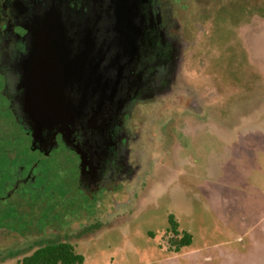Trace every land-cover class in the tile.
I'll use <instances>...</instances> for the list:
<instances>
[{
  "label": "rangeland",
  "instance_id": "rangeland-1",
  "mask_svg": "<svg viewBox=\"0 0 264 264\" xmlns=\"http://www.w3.org/2000/svg\"><path fill=\"white\" fill-rule=\"evenodd\" d=\"M164 1L172 7L166 27L171 35L181 33L177 7L184 0ZM164 1L157 5L159 15ZM259 1L222 7L210 27L195 25L196 39L183 24L187 20L181 22L186 55L170 90L137 112L141 123L133 149L141 169L124 193L118 189L84 204L93 196L74 189L76 171L71 157L64 160V149L48 158L32 153L29 139L0 113V153L16 155L17 164L37 160L36 186L49 172L73 194L61 200L60 189H37V195L9 199L13 218L0 219V264H16L41 238L69 242L82 264H264V0ZM210 70L224 76L217 92L210 83L192 87ZM197 77L203 79L190 80ZM169 217L191 236L178 252L169 250Z\"/></svg>",
  "mask_w": 264,
  "mask_h": 264
},
{
  "label": "flooded vegetation",
  "instance_id": "flooded-vegetation-1",
  "mask_svg": "<svg viewBox=\"0 0 264 264\" xmlns=\"http://www.w3.org/2000/svg\"><path fill=\"white\" fill-rule=\"evenodd\" d=\"M234 2L250 3L249 5L260 3L259 0H184L183 8L177 7L179 23L176 25L181 33L171 35V30L165 25V18L170 21L172 7L164 1L165 10L161 9L159 15L156 11L159 0H154L151 10L153 17L146 18L142 41L138 40L133 56L132 53L129 56L120 53V60L111 61L106 69L103 81L108 78L115 83L114 73L123 67L113 97H110L115 87L113 82L108 81L106 88H101L104 84L98 85L90 93L89 100L84 98L81 87H78L76 93L79 98L74 100L72 112L58 124L62 129L61 134L56 136L58 144L48 155L39 150L30 151L48 158L57 148L64 149L67 158L64 160L69 161L71 157L76 171L74 189L86 191L87 195L93 196L92 199H84V204L92 205L97 196L110 195L118 189L121 193L132 189L141 169L133 149L141 123L137 112L156 104L163 96L162 93L166 89L170 90L176 78L179 62L184 61L189 45L181 22L187 20L183 24L191 27L192 32L195 25L199 29L210 27L215 19L214 14ZM51 6L52 0H0V113L8 117L12 130L19 129L24 133L29 139V147L32 138L27 134L29 127L22 115L17 87L22 77L23 59L31 51L27 33H42V27H47L46 20ZM211 16L213 19H210ZM192 21L195 22L194 25L190 24ZM193 35L196 39L195 31ZM208 73L206 79H190L201 78V84L194 82L195 85L192 86L190 80L187 83L196 89L210 83L217 92L219 85L224 84V76H219L212 70ZM13 138L14 135L11 134L7 140ZM0 142L2 143L1 140ZM38 167L37 160L26 165L18 163L17 167L0 175V212L7 207L12 208L8 203L9 199L15 196L31 197L37 189H60L61 200L73 195L64 186L58 185L49 172L47 179L36 186L37 179L41 176ZM5 176H8L7 179ZM54 200L58 201L57 197L54 196Z\"/></svg>",
  "mask_w": 264,
  "mask_h": 264
},
{
  "label": "water",
  "instance_id": "water-1",
  "mask_svg": "<svg viewBox=\"0 0 264 264\" xmlns=\"http://www.w3.org/2000/svg\"><path fill=\"white\" fill-rule=\"evenodd\" d=\"M153 4L154 0H52L47 27L42 33H27L31 51L23 59L17 87L31 151L48 155L58 144V124L72 112L78 87L89 100L98 85L106 88L113 82L103 81L106 69L120 60V53L133 56L146 18L153 17ZM122 68L114 73L110 97Z\"/></svg>",
  "mask_w": 264,
  "mask_h": 264
},
{
  "label": "trees",
  "instance_id": "trees-1",
  "mask_svg": "<svg viewBox=\"0 0 264 264\" xmlns=\"http://www.w3.org/2000/svg\"><path fill=\"white\" fill-rule=\"evenodd\" d=\"M1 160H3L2 167H0V175L6 173L9 169H14L17 167V157L8 154L7 151L0 153ZM13 157V158H11ZM12 208L7 207L1 210L0 219L13 218ZM170 223V233L168 243L169 250L173 252H178L182 247L188 246L191 243V236L185 232L178 231L176 223L173 221L172 217H169ZM34 248V249H33ZM33 249V250H32ZM29 250L32 252L29 255L24 256L22 259L18 260L16 264H82L83 257L78 254L75 247L67 241H62L60 239H38L34 241ZM20 253L16 251L11 256Z\"/></svg>",
  "mask_w": 264,
  "mask_h": 264
}]
</instances>
